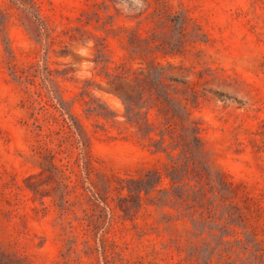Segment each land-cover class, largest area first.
<instances>
[{"label": "rangeland", "instance_id": "374dc122", "mask_svg": "<svg viewBox=\"0 0 264 264\" xmlns=\"http://www.w3.org/2000/svg\"><path fill=\"white\" fill-rule=\"evenodd\" d=\"M0 264H264V0H0Z\"/></svg>", "mask_w": 264, "mask_h": 264}]
</instances>
